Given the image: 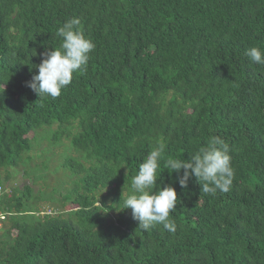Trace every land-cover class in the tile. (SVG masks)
I'll return each mask as SVG.
<instances>
[{
    "label": "trees",
    "instance_id": "trees-1",
    "mask_svg": "<svg viewBox=\"0 0 264 264\" xmlns=\"http://www.w3.org/2000/svg\"><path fill=\"white\" fill-rule=\"evenodd\" d=\"M72 17L96 45L87 72L41 98L26 84ZM250 47L264 50V0H0V171L26 165L40 130L79 154L60 164L76 209L40 215L31 189L5 197L0 264H264V67ZM212 136L235 169L214 197L164 167ZM157 140V190L178 196L175 233L139 229L123 206Z\"/></svg>",
    "mask_w": 264,
    "mask_h": 264
},
{
    "label": "clouds",
    "instance_id": "clouds-1",
    "mask_svg": "<svg viewBox=\"0 0 264 264\" xmlns=\"http://www.w3.org/2000/svg\"><path fill=\"white\" fill-rule=\"evenodd\" d=\"M80 26V18L67 19L55 33L60 40L59 47L39 54L43 59L35 66L38 75L33 76L26 86L41 98L49 97L55 100L72 84L74 74L82 75L87 72L90 56L96 45L81 31ZM32 55L38 53L33 50ZM245 55L250 62L264 67V50L261 48H247ZM165 149L166 144L162 140L155 142L143 163H140L138 172L133 175L129 194L124 197V192L122 193L124 209L132 210L133 219L138 222L139 229L144 231H150L156 225H162L170 233L177 231V224L171 216L178 204L177 192L171 185L159 186L157 190L158 170ZM230 152V146L225 140L212 136L206 146L190 154L188 159L169 157L164 167L170 175L177 174L181 188L186 189L194 175L202 193L214 197L218 191L228 193L232 188L235 169ZM182 170L183 174L180 175ZM5 197L9 195H5L0 201V210L7 214L2 232L11 216V213L2 208Z\"/></svg>",
    "mask_w": 264,
    "mask_h": 264
},
{
    "label": "rangeland",
    "instance_id": "rangeland-1",
    "mask_svg": "<svg viewBox=\"0 0 264 264\" xmlns=\"http://www.w3.org/2000/svg\"><path fill=\"white\" fill-rule=\"evenodd\" d=\"M47 131L40 130L38 140L34 141L33 150L29 154L30 160L26 165L20 166L18 170L13 168L1 170L0 174L2 183L9 191V196H22L27 189H31L32 206L39 209L40 215H45V213L61 215L76 209V206L65 201L74 179L68 171L60 167V164L63 157L77 158L79 154L70 146L67 139L62 140L58 146H53L49 139V130ZM7 171L12 174L8 181L5 180ZM51 198L56 201L54 202Z\"/></svg>",
    "mask_w": 264,
    "mask_h": 264
},
{
    "label": "built area",
    "instance_id": "built-area-1",
    "mask_svg": "<svg viewBox=\"0 0 264 264\" xmlns=\"http://www.w3.org/2000/svg\"><path fill=\"white\" fill-rule=\"evenodd\" d=\"M8 192L9 191L7 187L0 184V201L4 198L5 195L8 194ZM6 218H7V214L3 212L2 210H0V234L4 228Z\"/></svg>",
    "mask_w": 264,
    "mask_h": 264
}]
</instances>
